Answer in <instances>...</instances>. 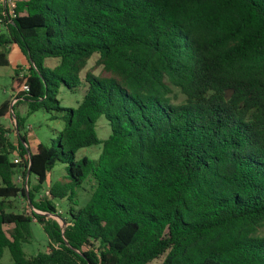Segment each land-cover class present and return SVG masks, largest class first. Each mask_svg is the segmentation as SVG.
Returning a JSON list of instances; mask_svg holds the SVG:
<instances>
[{"label":"trees","instance_id":"16d2710c","mask_svg":"<svg viewBox=\"0 0 264 264\" xmlns=\"http://www.w3.org/2000/svg\"><path fill=\"white\" fill-rule=\"evenodd\" d=\"M11 46L27 66L16 67L0 117L12 113L18 131L16 103L29 115L63 111L62 87L82 99L34 153L0 124V258L8 249L12 264H264V0H16L12 15L0 0V67ZM93 146L97 159L76 158ZM57 162L67 182L37 200ZM85 182L94 191L76 209ZM66 198L65 227L33 212L50 241L28 258L33 218L8 211L11 200L55 218Z\"/></svg>","mask_w":264,"mask_h":264},{"label":"rangeland","instance_id":"374dc122","mask_svg":"<svg viewBox=\"0 0 264 264\" xmlns=\"http://www.w3.org/2000/svg\"><path fill=\"white\" fill-rule=\"evenodd\" d=\"M7 5L9 2L15 0H3ZM12 15V13H11ZM10 53V65L7 67H0V105L5 101H11L13 95L11 88L12 78L16 75V67L21 66V74L25 73L27 61L21 51L14 46H11ZM14 48V49H13ZM18 51V52H15ZM18 53L17 55H15ZM93 62H91L92 64ZM57 99L60 102L61 107L65 110L56 112L51 111L47 112L43 109L38 110L34 113L28 114V106L25 103H16L15 104V113L18 117L24 118L25 120V129L18 131L16 127V118L11 113L6 117H0V124L8 128L10 133L11 140L17 144L19 137L24 135L27 136L29 142V150L34 153L37 149V144L42 143L44 145L50 146L52 139L56 140L58 133L62 130L65 125V122L69 118V109L75 108L82 99V94L78 91L72 93L69 89L62 87L58 94ZM14 104V102H13ZM97 133L100 139H106L110 133V127L104 117L99 119L97 122ZM101 152L100 146H93L90 148L79 150L76 154L77 159H81L84 156H87L92 159H97ZM11 158L15 159V156L11 155ZM68 164L57 162L51 172L48 175L47 183L44 184L43 188L40 189L39 193H36L37 200L43 198L47 195L51 184L55 182H67V167ZM17 179V178H16ZM18 180V179H17ZM21 184V183H19ZM37 181L34 176L30 179L29 189L32 186L36 185ZM87 183L85 182L80 188L76 190V197L74 198L77 201L78 205L74 206L76 209L83 207L93 193V189L86 187ZM89 185H92V182L89 181ZM13 209H8V211L23 212L28 214L33 218V223L31 224L32 229V239L29 243L24 244L23 249L28 258L37 255L40 252H44L49 243V238L43 231L41 225L37 223V219L33 216V212L39 213L51 218L52 220L57 221L62 227L66 226V221L64 218L67 217V211L72 205L68 198L61 201H56V209L58 215L54 218L52 214H47L46 212L40 211L32 206H29L24 199H14L11 200ZM5 231L7 234L13 229V225H5ZM162 260L153 261L150 264H160ZM10 253L8 249H4L2 257L0 258V264H12Z\"/></svg>","mask_w":264,"mask_h":264},{"label":"built area","instance_id":"2783aa9c","mask_svg":"<svg viewBox=\"0 0 264 264\" xmlns=\"http://www.w3.org/2000/svg\"><path fill=\"white\" fill-rule=\"evenodd\" d=\"M15 2H16V0L13 1V2H9V3H8V10H9V13H10V14L13 12V8L15 7ZM23 88H24V89H27L26 86H24ZM15 162H19V158H18V157L15 158ZM19 179H20V178H19Z\"/></svg>","mask_w":264,"mask_h":264},{"label":"water","instance_id":"95a60500","mask_svg":"<svg viewBox=\"0 0 264 264\" xmlns=\"http://www.w3.org/2000/svg\"><path fill=\"white\" fill-rule=\"evenodd\" d=\"M231 92L230 90H227V95L230 96L231 95Z\"/></svg>","mask_w":264,"mask_h":264},{"label":"crops","instance_id":"0c3cea01","mask_svg":"<svg viewBox=\"0 0 264 264\" xmlns=\"http://www.w3.org/2000/svg\"><path fill=\"white\" fill-rule=\"evenodd\" d=\"M15 47V46H14ZM14 49V48H13ZM15 52H18V51H15ZM18 53H16L15 55H17ZM38 145V144H37Z\"/></svg>","mask_w":264,"mask_h":264}]
</instances>
